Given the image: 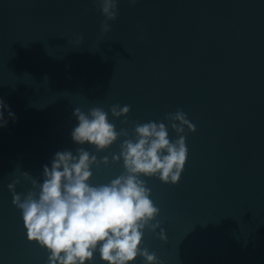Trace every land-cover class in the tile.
<instances>
[{
  "label": "water",
  "instance_id": "1",
  "mask_svg": "<svg viewBox=\"0 0 264 264\" xmlns=\"http://www.w3.org/2000/svg\"><path fill=\"white\" fill-rule=\"evenodd\" d=\"M101 36L98 0H0V99L15 114L0 127V264H48L30 241L7 188L43 182L57 151L84 147L109 165L92 166L91 185L124 172L119 137L97 152L71 130L77 107H102L116 131L164 122L181 109L188 156L177 184L141 178L160 209L167 240L144 230L141 248L161 264H264V0H118ZM82 40L77 43V39ZM130 105L113 118L110 105ZM169 138L177 139L168 128ZM86 264H107L95 254ZM129 264H144L137 257Z\"/></svg>",
  "mask_w": 264,
  "mask_h": 264
},
{
  "label": "clouds",
  "instance_id": "2",
  "mask_svg": "<svg viewBox=\"0 0 264 264\" xmlns=\"http://www.w3.org/2000/svg\"><path fill=\"white\" fill-rule=\"evenodd\" d=\"M134 5L136 0H129ZM104 21L101 36L110 31L108 21L118 16V0H98ZM82 37L77 39V43ZM131 106L110 105L113 118L124 117ZM8 117L15 119L10 106L0 99V127H6ZM72 115L78 121L71 130V139L78 145L85 143L97 152L109 148L119 137H128L120 144V152L112 154L111 162L123 161L124 172L108 184L91 185V168L109 165V157L100 159L84 147L57 151L51 162L43 165V182L40 183L28 171L20 173L32 188L17 193L18 176L7 188L12 193V203L22 213L27 237L36 241L50 253L48 264H86L94 261L95 253L107 264H129L142 257L144 264H161L155 252L141 248L144 230L155 232L160 228L156 221L160 209L150 199L151 189L142 176H157L163 183L177 184L184 170L188 148L186 131L195 132L196 125L181 109L165 114L164 122H136L134 137L126 128L116 131L108 120V112L102 107L84 112L77 107ZM173 129L177 139L169 138L168 128ZM158 236L167 240L165 230Z\"/></svg>",
  "mask_w": 264,
  "mask_h": 264
}]
</instances>
